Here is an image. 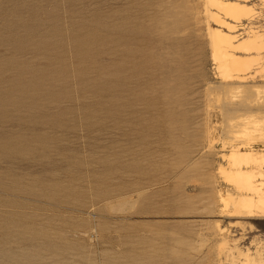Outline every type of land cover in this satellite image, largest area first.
<instances>
[{"label": "rangeland", "instance_id": "obj_1", "mask_svg": "<svg viewBox=\"0 0 264 264\" xmlns=\"http://www.w3.org/2000/svg\"><path fill=\"white\" fill-rule=\"evenodd\" d=\"M208 4L0 0V264H264L220 199L223 156L264 154V49L224 57Z\"/></svg>", "mask_w": 264, "mask_h": 264}, {"label": "bare ground", "instance_id": "obj_2", "mask_svg": "<svg viewBox=\"0 0 264 264\" xmlns=\"http://www.w3.org/2000/svg\"><path fill=\"white\" fill-rule=\"evenodd\" d=\"M208 2V5L212 7L210 16L219 27L212 32L216 50L218 48L224 54V57L235 53V50L240 49V47H242L241 50L244 47L249 52L261 53L260 51L264 49L262 35L253 32L248 38L240 42L243 46H239L237 35L231 34L236 30V22H241L243 18L252 14L251 5L244 0H208ZM223 28H226L227 31ZM250 63L234 59L228 63V68L237 71V74H241ZM237 79L240 80L238 77ZM250 112L252 111L250 110ZM227 113L228 111L225 110L226 116ZM233 148L229 154L223 156L224 160L228 162V168L221 167L220 172L230 177L238 190V194H222L220 199L234 215L244 217L264 216V154H258L252 149Z\"/></svg>", "mask_w": 264, "mask_h": 264}]
</instances>
